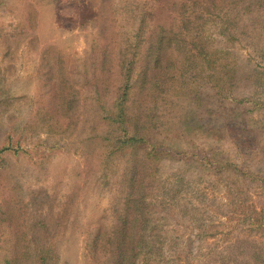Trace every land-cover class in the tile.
<instances>
[{"label":"rangeland","instance_id":"374dc122","mask_svg":"<svg viewBox=\"0 0 264 264\" xmlns=\"http://www.w3.org/2000/svg\"><path fill=\"white\" fill-rule=\"evenodd\" d=\"M128 63L133 188L95 138ZM0 150V264H99L124 213L135 264H264V0H0Z\"/></svg>","mask_w":264,"mask_h":264},{"label":"trees","instance_id":"16d2710c","mask_svg":"<svg viewBox=\"0 0 264 264\" xmlns=\"http://www.w3.org/2000/svg\"><path fill=\"white\" fill-rule=\"evenodd\" d=\"M191 1L192 5H197L198 3V0ZM202 9L203 13L205 14L210 12L206 6H204ZM178 14H184L183 7L179 8ZM194 17V22L203 20V16L200 17L197 15ZM163 37V34H159L158 40L161 41ZM225 37L228 38L229 35H226ZM225 54H230V52H228V50L225 48H211L206 46L200 49V56L204 61L203 63L210 70L214 71L215 68L221 66V68L226 73H229L234 77V80L237 77L242 78L248 75V71H242L238 73L239 69L235 67L234 62L227 60ZM153 60V66L156 67L159 60V55L155 54L153 56ZM130 72L131 68L128 63L126 66V72L124 74V82L119 87L118 94L115 95V97L110 102H107V109L98 114V117L106 123V128L102 131V133L96 134L95 138L102 151H104V153L108 152L107 154H109V156L110 154L118 153H123L124 156L126 152L128 153L127 155L131 156V159H129L127 163L126 174L128 177L129 188H133L134 185L139 183L138 181L135 183L133 176L136 173L138 174V165L140 166V163L143 161L140 160V155L137 153V151H143L144 156L147 157L152 153H156L157 146L160 145L159 142L155 141L154 139H149L147 134L142 132V126L139 127L140 125H135L133 119L131 120L127 115L125 103L129 90L128 75ZM99 98L100 96L98 94V103L100 102ZM135 120L137 123H139L138 119ZM129 125H132L130 129H128ZM146 144L150 145L151 151H148V149L145 147ZM154 150H156V152ZM138 157L139 159H137ZM130 223H133L134 225ZM135 224L138 225L136 219H133V221H128V214L124 213V221L112 226L113 236L109 241V245L104 248V259L100 262L97 257V237L92 236L90 238V242L87 245L88 251L92 254L94 260L98 261L99 264H135V259L138 255L137 252L143 248L150 247V245L146 244L145 242L144 233L138 232V227H136ZM50 258V253L44 254L40 257L37 264H46Z\"/></svg>","mask_w":264,"mask_h":264}]
</instances>
